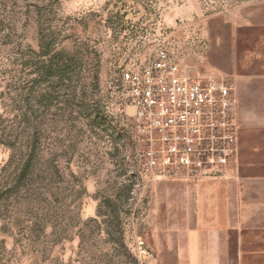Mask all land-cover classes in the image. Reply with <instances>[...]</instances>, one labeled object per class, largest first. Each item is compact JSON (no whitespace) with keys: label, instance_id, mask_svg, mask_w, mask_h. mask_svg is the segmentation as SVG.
Masks as SVG:
<instances>
[{"label":"rangeland","instance_id":"rangeland-1","mask_svg":"<svg viewBox=\"0 0 264 264\" xmlns=\"http://www.w3.org/2000/svg\"><path fill=\"white\" fill-rule=\"evenodd\" d=\"M252 1L0 0V264H183L188 173L143 172L122 73L226 79L208 30Z\"/></svg>","mask_w":264,"mask_h":264},{"label":"crops","instance_id":"crops-1","mask_svg":"<svg viewBox=\"0 0 264 264\" xmlns=\"http://www.w3.org/2000/svg\"><path fill=\"white\" fill-rule=\"evenodd\" d=\"M208 30L215 75L234 84L238 155L217 175L186 176L183 264H264V0Z\"/></svg>","mask_w":264,"mask_h":264},{"label":"built area","instance_id":"built-area-1","mask_svg":"<svg viewBox=\"0 0 264 264\" xmlns=\"http://www.w3.org/2000/svg\"><path fill=\"white\" fill-rule=\"evenodd\" d=\"M145 66L122 73L123 97L135 111L147 144L143 172L183 170L196 178L217 175L238 155L234 84L187 75L166 48Z\"/></svg>","mask_w":264,"mask_h":264},{"label":"trees","instance_id":"trees-1","mask_svg":"<svg viewBox=\"0 0 264 264\" xmlns=\"http://www.w3.org/2000/svg\"><path fill=\"white\" fill-rule=\"evenodd\" d=\"M95 222H98V223L105 225L107 227H115V226L121 227L123 225V219L117 213H114V214L107 216L105 218L102 217L101 215H98ZM128 257L132 258L130 254H128Z\"/></svg>","mask_w":264,"mask_h":264}]
</instances>
